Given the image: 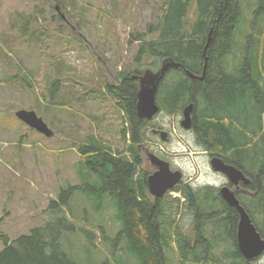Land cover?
I'll list each match as a JSON object with an SVG mask.
<instances>
[{"label": "trees", "instance_id": "1", "mask_svg": "<svg viewBox=\"0 0 264 264\" xmlns=\"http://www.w3.org/2000/svg\"><path fill=\"white\" fill-rule=\"evenodd\" d=\"M58 1L64 8L69 5L66 0ZM42 8L27 16L19 13L12 27L29 38L32 33L27 30L46 20ZM51 18L78 34L80 27L70 17H65L67 22L56 13ZM210 32L206 63L204 49ZM149 34L155 35L147 39ZM133 40L139 42L137 68L119 71L115 80L104 85L125 119L122 137L131 140L118 149L102 137L87 135L78 146L79 182L62 186L58 197L50 199L49 219L28 233L10 239L0 231V264H81L62 243L64 233L76 229L74 221L93 223L71 202L78 193L99 200L110 197L117 207L121 228L115 240L107 241L104 226L93 225L109 243L113 262L127 264L116 259L119 247L139 264H254V259H245L239 250V214L222 198L219 188L194 189L181 183L173 189L184 195L186 211L194 216L195 238L180 226L176 216L181 210L180 199L169 195L155 199L150 193L148 175L140 169V143L146 140L145 129L150 123L138 116L140 81L134 76L147 69L157 71L166 58L181 64L168 71L159 84L160 110L179 115L194 102L192 129L197 143L250 178L238 197L264 237V0H162L157 21L149 23L145 33L133 35ZM79 41L84 45L87 40ZM85 46L92 48L89 43ZM143 66L153 68L143 71ZM19 67L17 74L6 80L20 79L32 87L33 71ZM187 71L204 77L191 78ZM62 85L58 75L48 80L43 99L52 105L70 106L60 99ZM86 234L96 235L92 231Z\"/></svg>", "mask_w": 264, "mask_h": 264}, {"label": "rangeland", "instance_id": "2", "mask_svg": "<svg viewBox=\"0 0 264 264\" xmlns=\"http://www.w3.org/2000/svg\"><path fill=\"white\" fill-rule=\"evenodd\" d=\"M66 1L69 5L64 8L58 0L46 3L45 0H0V231L10 239L47 221L51 216L50 199L57 198L60 188L67 183L79 182L78 146L87 135L102 137L118 149H123L131 140L130 136L128 141L122 137L120 130L125 119L104 85L115 80L119 71L137 68L135 57L139 42L133 40V35L139 31L145 33L147 25L157 21L162 2ZM42 5L46 20L27 30L32 36L26 38V33L12 27L19 13L27 16ZM55 13L65 22L70 17L78 24V34L54 21L51 17ZM42 30L44 35L40 37ZM154 35H147V39ZM79 38L86 39L85 43L92 48L83 45ZM20 65L27 72L33 71L32 87L22 84L20 79L6 80L17 74ZM148 67L141 69L145 71ZM57 75L63 80L60 99L70 106L52 105L43 99L48 80ZM23 108L35 110L54 135L47 137L20 121L16 112ZM182 118L183 113L171 115L160 110L149 120L150 125L145 129L147 138L140 143V169L148 175L153 173L154 167L147 157L150 152L155 153L168 160L173 168L182 170L184 177L179 184L194 189L212 185L220 190L227 182L226 175L212 167L211 157L197 143L194 131L181 125ZM154 128L167 130L169 139L163 141L153 133ZM167 195L180 199L181 210L176 216L180 226L195 238L194 216L186 211L184 195L173 191L163 198ZM71 202L78 211L89 215L93 223L85 219L74 221L76 229L66 231L62 239L65 250L81 264H118L109 257L110 245L103 241V232L93 226L94 223L104 226L107 241L115 240L121 223L110 197L99 200L93 195L78 193ZM88 231L95 232V238L87 236ZM133 257H127L118 247V261L139 264ZM253 263L264 264V253Z\"/></svg>", "mask_w": 264, "mask_h": 264}, {"label": "water", "instance_id": "3", "mask_svg": "<svg viewBox=\"0 0 264 264\" xmlns=\"http://www.w3.org/2000/svg\"><path fill=\"white\" fill-rule=\"evenodd\" d=\"M211 41V32L207 45L204 49L205 61L207 63V48ZM181 64L176 62L173 58H166L162 61L160 68L157 71L147 69L143 75H135L140 81V89L138 92V116L141 119H152L159 111L160 106L157 102V92L159 84L165 75L173 68H178ZM206 68V64L204 69ZM191 78H203V75H195L187 71ZM195 109L194 102H190L183 109V118L181 125L186 129H191L193 124V112ZM19 120L26 123L29 127L45 134L47 137L54 135V131L50 128L43 117L39 116L35 110L20 109L16 112ZM153 133H160L161 139H168V131L164 129L154 128ZM149 158L152 164L158 167L154 173L150 174L148 178V186L150 193L156 198H163L169 190L174 189L182 180L183 172L179 169L172 170L169 161L160 158L155 153H149ZM212 167L221 173H224L230 182L238 184L242 180L245 184L250 183L244 172L234 164L226 162L219 156H213L211 159ZM222 198L232 207H235L239 214V223L237 229L238 247L246 259H257L264 253V237L261 235L256 224L254 223L250 213L240 199L236 192L229 186L223 185L220 188Z\"/></svg>", "mask_w": 264, "mask_h": 264}, {"label": "flooded vegetation", "instance_id": "4", "mask_svg": "<svg viewBox=\"0 0 264 264\" xmlns=\"http://www.w3.org/2000/svg\"><path fill=\"white\" fill-rule=\"evenodd\" d=\"M157 129H162V128H157ZM192 129V128H191ZM193 130V129H192ZM156 134H158L159 136H160V133H156ZM161 137V136H160ZM169 137H170V133H169V135H168V139H169ZM208 154H209V156L211 157V159H212V157H213V155H211L209 152H207ZM156 155H158V154H156ZM160 158H162V159H165V158H163V157H161L160 155H158ZM148 159H149V162L151 163V161H150V158H149V154H148V157H147ZM166 160V159H165ZM168 161V160H167ZM152 164V163H151ZM171 164V163H170ZM231 164V163H230ZM153 165V167H154V171H153V173L156 171V170H158V167L157 166H155L154 164H152ZM171 168H172V170H177V169H179V168H173V166H172V164H171ZM181 170V169H180ZM182 171V170H181ZM148 175V174H147ZM149 176L150 175H148V178H149ZM183 177H184V175H183ZM227 177V176H226ZM183 180V179H182ZM181 180V181H182ZM148 183V182H147ZM243 184H245L242 180H240L239 181V183L238 184H235V183H232V182H230V180H229V178L227 177V182H225V184L224 185H229L235 192H236V195L238 196V192H244L245 190H243L242 189V185ZM148 189H149V186H148ZM174 190L172 189V190H169L168 192L169 193H172ZM167 192V193H168ZM153 196V195H152ZM154 197V196H153ZM155 198V197H154ZM239 198V197H238ZM156 199V198H155Z\"/></svg>", "mask_w": 264, "mask_h": 264}, {"label": "bare ground", "instance_id": "5", "mask_svg": "<svg viewBox=\"0 0 264 264\" xmlns=\"http://www.w3.org/2000/svg\"><path fill=\"white\" fill-rule=\"evenodd\" d=\"M246 259V258H245Z\"/></svg>", "mask_w": 264, "mask_h": 264}]
</instances>
